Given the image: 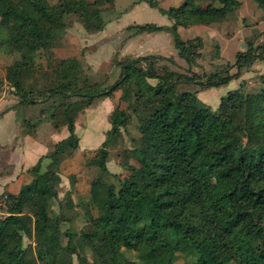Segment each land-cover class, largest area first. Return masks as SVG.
I'll return each instance as SVG.
<instances>
[{
  "label": "trees",
  "instance_id": "obj_1",
  "mask_svg": "<svg viewBox=\"0 0 264 264\" xmlns=\"http://www.w3.org/2000/svg\"><path fill=\"white\" fill-rule=\"evenodd\" d=\"M256 2L264 9V0ZM242 4V0H185L178 7L159 8L173 21L171 26H128L138 33L171 30L187 71L194 74L159 66L163 60L176 64L172 57L126 56L120 61V79L106 88L91 83L66 59L52 57L56 39L68 26L66 14H79L86 30L99 32L109 21L106 10L87 0H61L56 5L45 0H0V45L21 54L20 61L7 68L8 84L20 103L51 101L54 126L69 132L30 169L29 184L18 194L0 195L8 203V215L0 218V264H73L65 252L71 249L59 239L66 218L52 210L61 183L56 167L80 145L73 116L119 89L123 99L134 100L127 108L118 105L111 115L112 128L99 152L100 171L87 202L99 215L91 214L92 230L81 234L93 246L99 264H176L179 254L187 258L184 264H264V86L250 96L230 90L217 110L200 101L198 90H180L182 84L201 90L227 86L243 68L264 61V40L258 41L264 32L259 31L248 40L246 50L237 53L234 64L228 62L226 68L204 75L192 68L203 57L204 41L184 40L179 26L223 22ZM11 19L15 22L9 25ZM216 48L212 55L219 58V43ZM40 52L48 56L46 64L37 62ZM233 67L237 72H231ZM47 113L43 109L39 119H26L25 133L32 132ZM134 117L140 137L132 152L139 165H126L131 174L122 177L108 167L107 146ZM45 161L53 176L44 174ZM65 234L69 242L75 236L70 230ZM25 237L35 240L39 262L28 260ZM79 260L97 264L86 256Z\"/></svg>",
  "mask_w": 264,
  "mask_h": 264
},
{
  "label": "rangeland",
  "instance_id": "obj_2",
  "mask_svg": "<svg viewBox=\"0 0 264 264\" xmlns=\"http://www.w3.org/2000/svg\"><path fill=\"white\" fill-rule=\"evenodd\" d=\"M50 5H56L61 0H45ZM94 5V7L102 8L106 10V19L120 18V23L117 20H110L109 27L104 32H89L83 25L81 17L77 13H68L64 19L67 23V29L60 37L55 41V45L52 49V57L54 59H66L67 65L73 68H79L83 70L84 74L91 83H99L104 87H108L114 84L121 77L120 61L124 54V46L121 44L125 40L128 33L123 32V29L133 22L137 23H157L166 24L169 23L167 16L162 15L158 8L152 7L153 4L161 5L164 8H170L172 6L181 5L184 0H87ZM135 11L128 14L124 13L127 6L132 3H139ZM145 1V2H144ZM147 1V2H146ZM125 14V15H124ZM0 20H2L0 18ZM15 22V19H11L7 23L10 25ZM259 31L264 32V9L258 7L256 0H244L241 7L233 11L229 15V19L222 23L215 24L208 27H199L194 31L195 34H199L204 39V47L202 48L203 57L199 59L198 72L201 75L204 73H211L214 71L222 70L228 66V62L234 64L236 62L237 52L246 50L247 42ZM170 37H167L166 49L169 51L171 45H174L173 33L170 31ZM155 35H144L139 40L145 39V41L155 40L158 44L163 42L160 39H155ZM264 40V35H258V41ZM220 44V56L215 58L213 53L217 51L216 44ZM122 45V46H121ZM125 45V44H124ZM157 45L156 47L166 46ZM5 45H0V55L6 56V62L3 68H7L8 63H18L21 59V54L18 50L12 53L5 50ZM137 46V45H136ZM175 48V46H173ZM135 46L131 49L134 50ZM175 58L179 64H175L166 60L160 62L159 66L168 65L171 69L188 73L193 75L194 73L187 71L186 61L179 55H175ZM37 62L46 64L48 56L43 55L42 52L37 54ZM11 64V65H12ZM250 68H243L241 75L232 80L227 86L212 87L206 89H200L197 85L182 84L180 86L181 91H196L198 90V98L200 101L209 106L213 110H217L223 96L227 95L230 90H241L245 94L253 95L259 89L264 86V63L262 65V73L259 71L250 70ZM232 73L237 72V67H233ZM4 79L0 80V92H5L8 95L13 91L10 88L4 86ZM43 83L42 81H39ZM242 86V87H241ZM41 88V86H39ZM15 92V91H14ZM123 90H117L110 98L109 103H105L106 97H98L94 100L93 104L89 107L79 111L74 115V121L76 124V130L80 137L81 148L86 149V153L78 152L74 158L73 164L76 174L70 175L73 182H61L58 186L59 199L56 200L53 206L54 214H62L65 220L62 221V234L59 235V239L64 246H69L71 249L65 250V252L72 259L73 264H80L79 256H86L90 262L99 264L95 253L93 252V246L88 243L82 237V233L90 232L92 230L91 214L94 216L99 215L97 209L87 207V202L90 199V189L92 180L98 175L99 168V152L103 147L102 141L99 139V132L107 130L108 123L111 124V115L115 108L120 105L122 108L130 106L134 99L122 97ZM17 95V94H16ZM20 100V98L18 97ZM63 98H59L61 102ZM51 101L44 103H37L31 107V112L34 117L32 120H37L41 117L43 109L48 111L47 117L42 121H48L53 123L50 118L49 106ZM38 121H36L37 123ZM62 134L64 130L67 133V127H62ZM105 132V131H104ZM110 130L107 133V138ZM140 137V132L137 127V119L134 117L130 124L122 129V134L119 136H113L108 144L109 150L108 167L111 172H121L122 177H126L131 174L130 170L126 168V165L133 163L139 165V161L134 157L132 152L135 140ZM92 148V149H90ZM44 174L53 176L54 171L48 166V163L44 165ZM88 168V171L85 169ZM82 169V170H81ZM67 170V168H65ZM111 179V177L106 176ZM114 180V179H113ZM69 183V184H68ZM212 184V183H211ZM70 187H69V186ZM71 194V195H70ZM72 196V197H71ZM3 196L1 198H4ZM69 197L73 200L71 206ZM0 209V218L8 215L7 206L8 203ZM70 230L75 234L71 242H69L68 236L65 231ZM163 233V231H162ZM36 242L34 239L25 237L24 246L27 250L28 260L31 262L38 261L36 253ZM130 257H134L135 253L128 252ZM66 258L68 259L69 257ZM187 258L179 254L176 264H184ZM39 262V261H38ZM39 264H44L39 262Z\"/></svg>",
  "mask_w": 264,
  "mask_h": 264
},
{
  "label": "crops",
  "instance_id": "obj_3",
  "mask_svg": "<svg viewBox=\"0 0 264 264\" xmlns=\"http://www.w3.org/2000/svg\"><path fill=\"white\" fill-rule=\"evenodd\" d=\"M142 2L143 1L128 5L127 9L124 10V13L128 14L132 11H135L137 9V6L140 5ZM242 2L244 3V0H242ZM160 7L164 8L158 3V7H154V8H158L159 10ZM172 7H178V6H172ZM164 9H168V8H164ZM161 14L165 15L163 13ZM120 18L118 17L115 19H111V18L108 19L109 21L105 29H107L110 24H113L112 22L109 23L110 20H117V23L121 24ZM168 19H169V23L161 24V25L171 26L173 21L169 17ZM148 23H152V22H148ZM219 23L222 22H215L209 25L198 24L189 27L179 26L178 31L184 40H189L195 37H201L203 39L201 35L195 34L194 31L199 27H204V26L208 27ZM136 24H145V23L133 22L132 24L127 25L123 29V32L128 33V35L126 36L125 40H123V42L121 43L124 46L123 49L124 54L121 58H124L126 56L136 57L146 54H158L166 57H172L176 61V64H179L175 58V55H179L177 48L173 47L175 46V44L172 46L171 40H169V44L171 45V49L169 51L166 49L168 46L165 45L167 42L166 36L168 35V37H170L169 33L171 30L166 29L157 32L138 33L136 30L127 29L128 26L136 25ZM105 29L99 31V33L104 32ZM144 35L147 36L155 35L156 37L155 39H160V41L163 43L158 44L157 42H155V40H152L150 42L145 41V39L139 40L140 37ZM157 45H161V46L165 45L166 47L165 49H163L162 47H156ZM133 46H135L134 50L131 49ZM5 62H6V56L0 55V80L4 79L5 81L4 86L10 88V91L13 92L11 94L9 92L8 95L5 94V92H0V195L9 192L13 194H18L24 185L29 184L33 180V175L31 174L30 169L38 163V161L42 156L47 155L51 150L54 149L57 143H59L62 139L66 138L69 135V133H67L66 130H64L65 132L64 134H62L63 131L62 128L57 129L52 123H49L46 120L39 122V124L36 126L35 129H33L32 132L25 133L24 131L25 120L34 117L31 112V107L33 105H26L20 103V100L18 99V95H16V93L14 92V88L11 85H9L7 82L6 71H5L6 69L4 68L3 70L1 69L2 66H4ZM199 63L200 62L198 60L197 65H194L192 67L194 71H198L196 68H198ZM263 63L264 61L255 63L250 70H254V71L260 70V73H262ZM11 64H12L11 62L8 63V65ZM187 67L188 65L185 68ZM110 98L111 97H106L105 103H109L108 101H110ZM110 129H111L110 123H108L107 130H102L101 132H99L98 137L102 141V143L107 139V133ZM81 147L82 144L80 143L78 149L75 150L70 157L66 158L60 164L57 165L56 172L60 175L61 182H65V183L73 182L71 180L70 175H74L77 173L73 167V164L75 163L74 156L78 152H82L83 154L87 152L86 149L84 150V148ZM45 163H48V161H45ZM65 168H67V170H65ZM85 171H88V168H86ZM115 173H119V172H115Z\"/></svg>",
  "mask_w": 264,
  "mask_h": 264
},
{
  "label": "built area",
  "instance_id": "obj_4",
  "mask_svg": "<svg viewBox=\"0 0 264 264\" xmlns=\"http://www.w3.org/2000/svg\"><path fill=\"white\" fill-rule=\"evenodd\" d=\"M7 204V197L0 198V209L3 207H6L5 205Z\"/></svg>",
  "mask_w": 264,
  "mask_h": 264
}]
</instances>
